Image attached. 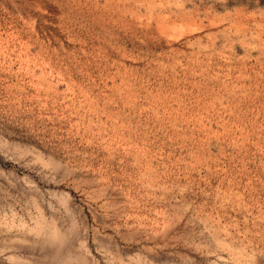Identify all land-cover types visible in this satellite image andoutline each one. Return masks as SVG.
<instances>
[{"label":"rangeland","instance_id":"1","mask_svg":"<svg viewBox=\"0 0 264 264\" xmlns=\"http://www.w3.org/2000/svg\"><path fill=\"white\" fill-rule=\"evenodd\" d=\"M228 2L0 0V264H264V7Z\"/></svg>","mask_w":264,"mask_h":264},{"label":"trees","instance_id":"2","mask_svg":"<svg viewBox=\"0 0 264 264\" xmlns=\"http://www.w3.org/2000/svg\"><path fill=\"white\" fill-rule=\"evenodd\" d=\"M226 6L229 8L234 6H246L247 8L254 9L264 7V0H229Z\"/></svg>","mask_w":264,"mask_h":264}]
</instances>
